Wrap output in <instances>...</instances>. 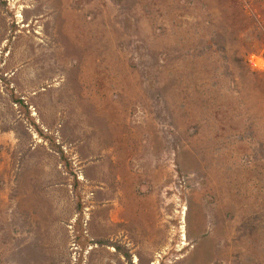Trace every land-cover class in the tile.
I'll list each match as a JSON object with an SVG mask.
<instances>
[{"label":"rangeland","instance_id":"rangeland-1","mask_svg":"<svg viewBox=\"0 0 264 264\" xmlns=\"http://www.w3.org/2000/svg\"><path fill=\"white\" fill-rule=\"evenodd\" d=\"M0 164V264H264V0H0Z\"/></svg>","mask_w":264,"mask_h":264},{"label":"crops","instance_id":"crops-1","mask_svg":"<svg viewBox=\"0 0 264 264\" xmlns=\"http://www.w3.org/2000/svg\"><path fill=\"white\" fill-rule=\"evenodd\" d=\"M9 175L10 174H9V171L7 170V168L4 165L0 164V180L4 181L3 183L6 185L8 184L9 179L11 178ZM6 192L7 193L3 192V194H2V195H4V199H2V201H4L7 204L9 202V199H10L9 198L10 193L8 190Z\"/></svg>","mask_w":264,"mask_h":264},{"label":"trees","instance_id":"trees-1","mask_svg":"<svg viewBox=\"0 0 264 264\" xmlns=\"http://www.w3.org/2000/svg\"><path fill=\"white\" fill-rule=\"evenodd\" d=\"M58 152L60 153L62 159H66L67 158L63 150L59 149ZM98 243L100 245H106L107 244V242L103 241V240L98 241ZM113 247L116 248L117 250H119L120 252H123L124 256L127 257L129 260H131V256H130L129 252H127L124 249H122V247H118V246H115V245H113Z\"/></svg>","mask_w":264,"mask_h":264},{"label":"built area","instance_id":"built-area-1","mask_svg":"<svg viewBox=\"0 0 264 264\" xmlns=\"http://www.w3.org/2000/svg\"><path fill=\"white\" fill-rule=\"evenodd\" d=\"M254 66L258 69L262 68L261 63L258 60L254 61Z\"/></svg>","mask_w":264,"mask_h":264}]
</instances>
